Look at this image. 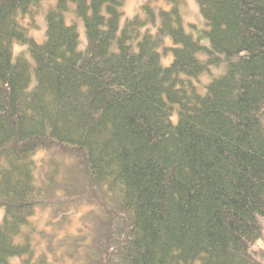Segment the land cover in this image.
<instances>
[{
	"label": "trees",
	"instance_id": "16d2710c",
	"mask_svg": "<svg viewBox=\"0 0 264 264\" xmlns=\"http://www.w3.org/2000/svg\"><path fill=\"white\" fill-rule=\"evenodd\" d=\"M197 1L0 0V264H264V0Z\"/></svg>",
	"mask_w": 264,
	"mask_h": 264
},
{
	"label": "rangeland",
	"instance_id": "374dc122",
	"mask_svg": "<svg viewBox=\"0 0 264 264\" xmlns=\"http://www.w3.org/2000/svg\"><path fill=\"white\" fill-rule=\"evenodd\" d=\"M149 0H126V5L124 8V19L126 18H132L135 15H138L141 13V7L146 4ZM161 6L168 8V6L165 3L160 4ZM182 14L185 20L186 24V30L192 34V36L200 42L201 45L206 46L207 41H206V35L204 34V31H206V23L201 15L198 1L197 0H184V4L182 5ZM68 23L70 21L67 19ZM71 24V23H70ZM80 27L79 32L81 34V37L85 39V31H84V26L83 23L80 21L79 22ZM41 28H45V21L42 16L39 18V29L40 31H36L35 34L34 32H31V35H34L36 38L41 39L42 38V32ZM45 32V31H44ZM205 38V41L200 40V38ZM39 40V41H43ZM169 42L171 40L169 39ZM21 47L16 46L15 51L17 53L21 52ZM171 59V56H170ZM82 192V191H81ZM83 193V192H82ZM79 205V204H78ZM86 209V211H85ZM74 214L72 215L71 219V224L70 227L69 225H50V228H46V230L49 232L54 233L55 236V241L54 242V248L53 249H59V241H63V239H67L69 237L73 238L75 234H77L78 229L81 227V220L84 214H86L89 210L87 208H77V205L75 208L71 209ZM54 212L53 208H47V209H39L37 218L35 219V223L38 226V229H43L45 228L44 225L51 219V215ZM1 217V214H0ZM92 219V218H91ZM56 229L55 232H53V229ZM85 229V228H84ZM41 243L48 244V238L44 239L42 237H39ZM53 244V243H52ZM254 251L256 253H264V238L262 241H259L257 245L254 247ZM258 259H260V256H256ZM262 261H264V256H262Z\"/></svg>",
	"mask_w": 264,
	"mask_h": 264
}]
</instances>
